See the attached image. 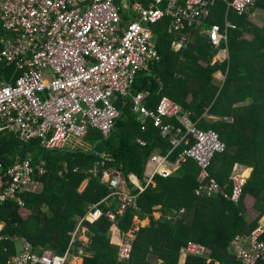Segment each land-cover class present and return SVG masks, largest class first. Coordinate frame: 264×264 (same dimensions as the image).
Here are the masks:
<instances>
[{
	"label": "trees",
	"instance_id": "obj_1",
	"mask_svg": "<svg viewBox=\"0 0 264 264\" xmlns=\"http://www.w3.org/2000/svg\"><path fill=\"white\" fill-rule=\"evenodd\" d=\"M254 10L264 11V0H258L254 8L241 16L228 10L226 2L217 1L203 26L210 29L219 25L223 30L227 17L235 29H228L227 43L215 49L209 36L193 30L187 45L176 51L172 47L175 36L163 29L169 26L171 19L158 22L153 30L159 38L157 47L162 59L149 72L139 73L133 88L134 94L149 93L146 101L149 108L154 109L163 96L169 97L190 113L200 129L219 134L226 150L213 158L209 172L224 191H230V177L241 169L232 170L234 164L252 168L239 202L226 200L221 194L197 196L199 167L194 160H188L170 177L156 175L137 198L139 210L128 209L117 226L105 217L94 224L85 223L91 241L86 249L92 256H85L83 264H151L149 254L162 260L161 264H238L231 240L236 235H248L264 214V20L261 26L250 22L248 16ZM220 49L228 50V59L213 65V55ZM219 71L224 76L222 84L214 78ZM117 104L122 115L112 134L103 139L99 132L91 130L85 138L95 145L93 151L47 150L38 141L22 142L13 134L0 133V162L5 166L17 159H28L33 164L41 160L47 163L41 193L21 194L24 206L14 200L1 205L5 235L24 238L34 253L49 249L64 254L70 246L72 252H77L81 248L79 241L71 245L77 218L83 217L91 205L101 202L110 193L98 177L92 176L86 189L82 193L78 191L98 159L96 152L107 153L113 159L109 166L120 168L126 177L134 173L141 181L147 159L156 153L170 152V141L161 137L152 121L142 120L140 113L133 111L130 101ZM205 114L223 119L210 123ZM227 118L232 121L228 122ZM139 138L147 142L146 146L138 144ZM186 147L182 144L176 148L170 159H178ZM60 171L62 176L58 175ZM248 195L259 212L252 221L244 217V200ZM157 206H162L164 213L182 207L187 212L174 224L170 221L159 224L153 219ZM100 207L104 212L109 209L104 203ZM24 209L30 212L27 217L22 212ZM135 216L149 217L151 222L136 232L130 259L120 263L119 247L112 243L114 235L118 230L126 235L133 227ZM259 239L264 242V232ZM190 242L206 246L208 257L181 254V248ZM17 249L16 240L4 241L0 245V264H8Z\"/></svg>",
	"mask_w": 264,
	"mask_h": 264
},
{
	"label": "built area",
	"instance_id": "obj_2",
	"mask_svg": "<svg viewBox=\"0 0 264 264\" xmlns=\"http://www.w3.org/2000/svg\"><path fill=\"white\" fill-rule=\"evenodd\" d=\"M217 1L149 0L148 7H144L132 0H0V133H12L22 142L38 141L47 150L75 144L71 149L93 151L94 147H86L85 142L90 131H99L108 138L122 115L118 101H130L133 111L140 113L142 120L150 119L174 147L167 155L151 157V179L156 174L168 177L180 164L194 160L200 181L196 195L222 194L237 203L246 181L243 169L232 173L229 193L210 176L213 158L226 150L219 134L200 129L190 113L169 97L163 96L151 109L146 104L148 92H133L137 75L149 72L161 60L153 26L170 18L175 33L200 29ZM222 1L237 16L248 13L258 2ZM129 3L140 17L123 24L122 12ZM228 29H235V25L227 22L223 30L213 25L206 33L219 47L227 42ZM13 65L20 76L10 83L4 74ZM182 144L187 147L171 165V154ZM96 155L98 159L89 171L108 187L107 200L117 205L105 213L99 205H92L79 227L103 216L117 223L128 209L139 210L137 198L147 188L140 185L137 175L126 177L120 168L109 166L113 159L108 154ZM46 173L44 160L33 164L28 159H17L8 166L0 162V214L1 205L7 201L24 205L20 195L37 191L38 179ZM5 225L0 217V245L15 241L4 234ZM263 232L264 225H260L248 235L233 239L238 264H264V242L259 239ZM23 241L8 264H76L78 259L71 246L64 254L49 249L39 254ZM131 253L132 245L121 243L119 261H128ZM181 253L206 257L208 251L206 246L190 242Z\"/></svg>",
	"mask_w": 264,
	"mask_h": 264
},
{
	"label": "crops",
	"instance_id": "obj_3",
	"mask_svg": "<svg viewBox=\"0 0 264 264\" xmlns=\"http://www.w3.org/2000/svg\"><path fill=\"white\" fill-rule=\"evenodd\" d=\"M123 0H117V3H120V2H122ZM135 1H137V2H140L144 7H148V5H149V0H132V2L131 3H134ZM131 3H129V4H125V7H124V10H123V12H122V19H123V24H127V23H129V22H131V21H133V20H138V18L140 17V14H139V12L138 11H136V10H134L133 9V7L131 6ZM216 3V2H215ZM214 3V4H215ZM214 4L212 5V6H214ZM212 6H211V10H212ZM256 12H258V13H256ZM211 15V14H210ZM256 15H258L259 17L257 18V19H255L254 18V16H256ZM260 15L262 16L261 18H260ZM226 16H227V14H226ZM224 17H225V15H224ZM163 20V19H162ZM161 20V21H162ZM248 20L250 21V22H252V23H254L255 25H258V26H261L262 25V21L264 20V11H261V10H254V11H252V12H250V14H249V16H248ZM160 22V21H159ZM164 22V21H163ZM162 22V23H163ZM227 22H229L228 21V18L226 17V20H225V28H226V23ZM229 23H231V22H229ZM233 24V23H232ZM224 28V29H225ZM163 29H167V31H168V33H170V34H173L174 36H175V38H174V41H173V43H172V47H173V49H175L176 51H180L181 49H183L182 48V45H184V47L187 45V43L191 40V38L193 37V30H197V32L199 33V34H201V35H207V33H206V31L209 29L208 27H206V26H203V28H201V29H198V28H192V29H186V30H183L182 32H180V33H175V32H173L172 30H171V22H170V24H169V26L167 27V26H163ZM0 33H3V31L1 30V25H0ZM157 36V35H156ZM208 36V35H207ZM158 36H157V44H158ZM211 41V40H210ZM227 43V42H226ZM213 45V44H212ZM214 46V49H215V45H213ZM0 48H1V46H0ZM223 52L224 53V51H226V53H227V56L226 57H224V60H222L221 59V57L222 56H220V54L218 53L216 56H215V53H214V55H213V60H212V64L214 65L216 62H223V61H225L226 59H228V50L227 49H220L219 50V52ZM161 59H162V57H161ZM221 59V60H220ZM161 61V60H160ZM9 69H12V71L9 73L8 72V70ZM19 72L16 70V68H15V66L13 65V66H11V67H9V68H7L6 69V72H5V74H4V78H6L7 80H9V82L10 83H14L15 82V80H16V78H17V74H18ZM214 78H216L217 79V81H218V83L219 84H222L223 83V81H224V76H223V74H222V72H217L216 74H214ZM191 95H189V97H188V99H191ZM204 117H205V119L208 121V122H210V123H215V122H217V121H220V120H222L223 118H221V117H218V116H215V115H209V114H205L204 115ZM148 121H151V120H149V119H147ZM167 120V119H166ZM165 120V121H166ZM148 121H146L145 122V124L148 122ZM227 121L228 122H231L232 120L230 119V118H227ZM169 122H173V120H169ZM159 130V129H158ZM96 130H92V132H95ZM96 132H99V131H96ZM160 132V131H159ZM8 133V132H7ZM100 133V132H99ZM10 134H12V133H10ZM101 134V133H100ZM112 134V133H111ZM102 135V134H101ZM161 135V134H160ZM103 137V136H102ZM162 137V136H161ZM163 139H167V140H169L170 141V144H171V146H172V148H174L173 147V145H172V143H171V140L169 139V138H164V137H162ZM103 139H104V137H103ZM86 142V144H87V146L86 147H88V146H90V147H94L95 145H92V143L90 142V141H85ZM137 142H138V144L139 145H141V146H146V144H147V142L145 141V140H143V139H141V138H139V139H137ZM76 145L75 144H72V145H70V146H68V147H60V148H58V149H52V150H68V151H78V150H82V149H71V148H73V147H75ZM83 151V150H82ZM169 153V152H168ZM167 153V154H168ZM102 154V153H101ZM107 154V153H106ZM166 154V155H167ZM155 155H161V154H159V153H156V154H153L152 156H150V158H148L147 159V161H146V163H145V170H144V176H143V181H141L140 180V178H139V183H140V185L142 186V187H145L146 185H147V188L149 187V185H150V183L152 182V180H153V178L156 176V175H158V174H156L152 179H151V174H152V170H153V167H152V165L150 164V159H151V157H153V156H155ZM162 156H164L163 154H162ZM177 158L176 159H174V160H171L170 159V163H171V165H175L176 164V162H177ZM45 161V160H44ZM46 162V161H45ZM47 164V163H46ZM180 166H181V164L179 165V167H178V170H179V168H180ZM238 167H241L242 169H243V175H244V172L245 171H247L248 170V173H247V175L245 176L244 175V177H245V179L247 180V178L249 177V175H250V173H251V171H252V168L251 167H248L247 165H244V164H239V163H236V164H234V166L232 167V170L233 169H237ZM174 173H176V171L174 172ZM173 173V174H174ZM61 171L60 172H58V175H60L61 176ZM88 174L90 175V176H88L83 182H82V184H81V186L79 187V189H78V191L80 192V193H82L85 189H86V187L88 186V183H89V180H90V178H91V176L92 177H98V176H95L94 174H92L89 170H88ZM131 174V173H130ZM134 174V173H133ZM63 175V174H62ZM136 175V174H135ZM171 176V175H170ZM170 176H168V177H170ZM43 177V176H42ZM42 177L40 178V179H38V181H39V183H38V185H39V187H38V189H37V191H35L34 193H41L42 191H43V181H42ZM198 178H199V175H198ZM98 179H99V177H98ZM99 181H100V179H99ZM246 182V181H245ZM100 184L103 186V187H106L107 189H108V187L106 186V185H104L101 181H100ZM129 187L130 188H132V184H129ZM146 188V189H147ZM145 189V190H146ZM109 190V189H108ZM197 190V189H196ZM110 192V191H109ZM136 192V191H135ZM108 196V195H107ZM247 198H251V197H249V196H246V198H245V200H244V205H245V208H246V211H245V214H247V209H249V206H247L246 205V199ZM253 199V198H252ZM249 201V203H250V200H248ZM23 203H24V200H23ZM102 203H104V204H106L108 207H111L112 209H115L116 208V205H117V202L116 201H108L107 200V197L106 198H104L101 202H99V203H97V204H94V205H99V207H100V205L102 204ZM253 203H254V201H253ZM251 204V203H250ZM249 204V205H250ZM22 206H24V205H22ZM92 206V205H91ZM91 206L89 207V208H91ZM252 207H253V205H252ZM100 209L103 211V209L100 207ZM253 209H254V207H253ZM90 210V209H89ZM88 210V211H89ZM109 210V209H108ZM107 210V211H108ZM254 210H256V209H254ZM87 211V212H88ZM257 211V210H256ZM22 212H24V216L25 217H27L28 215H29V211L28 210H26V209H24V210H22ZM87 212H86V214H87ZM104 212V211H103ZM173 214H172V213ZM186 209L185 208H180V209H178V210H175V209H172L170 212H167V213H164L163 211H162V206H157V207H155V212L153 213V219H154V221L155 222H158L159 224H160V222H172V224H174L176 221H178V220H181L184 216H185V214H186ZM105 213V212H104ZM85 214V215H86ZM257 214H259V212L257 211ZM84 215V216H85ZM264 215V214H263ZM263 215H261V216H263ZM83 216V217H84ZM258 216V215H257ZM260 216V217H261ZM83 217H78L77 218V225H76V229H75V231L72 233V239H71V245L72 244H74V243H76L77 241H79V244H80V247L81 248H79L78 249V251L77 252H75L76 253V255L78 256V259L75 261V263L76 264H83L84 263V257L85 256H87V255H85V254H87V249L86 248H88L89 247V245H90V243H91V241H90V238H89V236H88V228L85 226V223H89V222H83L82 223V225L79 227V223H80V220L83 218ZM103 217H105V216H103ZM122 217V216H121ZM120 217V218H121ZM259 217V218H260ZM106 218V217H105ZM119 218V219H120ZM107 219V218H106ZM100 220V219H99ZM108 220V219H107ZM109 221V220H108ZM110 222V221H109ZM150 218L149 217H145L144 219H140L139 218V216H135L134 217V220H133V227L129 230V232L128 233H130V235L132 236L131 238L132 239H135V237H136V232L140 229V228H143V227H148L149 225H150ZM263 222H264V219H263ZM96 223V222H95ZM111 223V222H110ZM119 223V221L117 222V223H112L114 226H117V224ZM89 224H92V223H89ZM94 224V223H93ZM162 225H164V224H162ZM260 225H264V223L263 224H261L260 223ZM135 227V228H134ZM137 230V231H136ZM76 233V236H75V238H74V241H72L73 240V235ZM127 233V234H128ZM127 234L126 235H121V233H120V230H118V232L114 235V238L115 239H113V244H115V245H117L118 247H120V244L121 243H126L127 241H125V239L127 238ZM9 236V235H8ZM236 236H238V235H236ZM235 236V237H236ZM10 237V236H9ZM235 237L233 238V239H235ZM11 239H18V238H16V237H10ZM19 239H21V241H23L24 240V238H19ZM233 239L231 240V243H232V241H233ZM116 240V241H115ZM115 241V242H114ZM11 242H13V241H11ZM20 242L19 241H17L16 240V244H19ZM131 245H132V243H130ZM18 246V245H17ZM84 247V248H83ZM184 247H182L181 248V252H182V249H183ZM69 249V248H68ZM118 251H119V249H118ZM89 253V252H88ZM90 254V253H89ZM182 254V253H181ZM184 255V254H183ZM90 256H92L91 254H90ZM185 256H187V255H185ZM182 257V256H181ZM180 257V258H181ZM206 257H208V254H207V256ZM183 258V257H182ZM185 258V257H184ZM118 261H119V256H118ZM120 263H126V262H128V261H126V262H121V261H119ZM208 262H210V259H208Z\"/></svg>",
	"mask_w": 264,
	"mask_h": 264
},
{
	"label": "rangeland",
	"instance_id": "obj_4",
	"mask_svg": "<svg viewBox=\"0 0 264 264\" xmlns=\"http://www.w3.org/2000/svg\"><path fill=\"white\" fill-rule=\"evenodd\" d=\"M256 13H258V12H256ZM259 16L258 15H256V16H254V18L255 19H257ZM262 16L260 15V18H261ZM0 25H1V22H0ZM1 29H2V25H1ZM219 54H220V56H222L221 57V59L222 60H224V57H226L227 56V53H226V51H224V53L221 51V52H218ZM217 53V54H218ZM220 59V60H221ZM246 173H248V170H247V172ZM246 173L244 174L245 176H246ZM227 193H229L228 191H226ZM242 194V193H241ZM222 195V194H221ZM249 196V195H248ZM241 197V196H240ZM249 197H251V196H249ZM226 199V198H225ZM226 200H228V199H226ZM248 200H250V203H249V201ZM239 202V201H238ZM237 202V203H238ZM234 203V202H233ZM250 204V205H249ZM246 205L247 206H249V209H247V214H245L244 215V217H245V219L247 220V221H252V220H254L256 217H257V211L256 210H254L253 209V207H252V205H253V199H252V197L251 198H247L246 199ZM263 219H264V215L263 216H261L258 220H257V223H258V225L255 227V228H257V227H259L260 226V223L261 224H263L264 222H263ZM135 228V227H134ZM254 228V229H255ZM253 229V230H254ZM137 231V230H136ZM132 235V234H131ZM130 235V233H128L127 234V238L125 239V241H127L128 243H132L133 244V241H134V239H132L131 236ZM17 241H20L21 239H16ZM16 245H18V249L20 248V243L19 244H16ZM88 256H90L89 254H88ZM148 257H150V261H151V264H161L162 263V260H159L158 259V257L157 256H154V255H148ZM156 259H158V260H156ZM181 260H182V257L180 258V262H181ZM179 262V263H180Z\"/></svg>",
	"mask_w": 264,
	"mask_h": 264
},
{
	"label": "water",
	"instance_id": "obj_5",
	"mask_svg": "<svg viewBox=\"0 0 264 264\" xmlns=\"http://www.w3.org/2000/svg\"><path fill=\"white\" fill-rule=\"evenodd\" d=\"M88 254H89V253L87 252V254H85V255H87V256H88ZM89 255H90V254H89Z\"/></svg>",
	"mask_w": 264,
	"mask_h": 264
},
{
	"label": "bare ground",
	"instance_id": "obj_6",
	"mask_svg": "<svg viewBox=\"0 0 264 264\" xmlns=\"http://www.w3.org/2000/svg\"><path fill=\"white\" fill-rule=\"evenodd\" d=\"M246 172H247V171H245L244 174H245ZM246 175H247V173H246Z\"/></svg>",
	"mask_w": 264,
	"mask_h": 264
}]
</instances>
